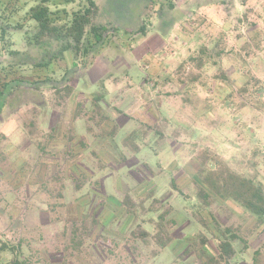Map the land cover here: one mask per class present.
<instances>
[{
	"label": "rangeland",
	"instance_id": "374dc122",
	"mask_svg": "<svg viewBox=\"0 0 264 264\" xmlns=\"http://www.w3.org/2000/svg\"><path fill=\"white\" fill-rule=\"evenodd\" d=\"M39 2H0V77L18 82L0 102V244L18 247L0 264H264V217L199 184L264 189V0L46 2L106 25L88 55L37 43Z\"/></svg>",
	"mask_w": 264,
	"mask_h": 264
},
{
	"label": "trees",
	"instance_id": "16d2710c",
	"mask_svg": "<svg viewBox=\"0 0 264 264\" xmlns=\"http://www.w3.org/2000/svg\"><path fill=\"white\" fill-rule=\"evenodd\" d=\"M39 3H36L34 6L30 7L27 11V15L30 19H33L36 23L37 28V43L43 42V35L49 34L52 38L59 41L60 51H74L77 53H85L88 55L91 51H94L95 48H99V45L103 43L104 32L106 30V25L98 22H92V9L91 7L95 6V2L90 0L91 7H86L83 10L73 11L71 13V20L69 23H57L52 18L53 12L49 9L48 5L45 3L51 0H39ZM1 5L4 9L14 8V4L18 0H0ZM7 11V10H6ZM114 14H116V8L113 9ZM13 13V12H12ZM6 14V13H4ZM119 17H123L124 13L119 12ZM4 18V17H3ZM0 44L3 43V35L7 31L9 25L8 17L5 18V21H0ZM141 28V29H140ZM112 30L115 32L118 29L112 27ZM130 29L125 28L124 31L127 32ZM144 30V27L141 25L138 27L137 31L141 32ZM132 31V30H130ZM40 33V35H38ZM40 36V37H39ZM1 49V48H0ZM14 53V52H12ZM18 54L19 52H15ZM50 63L49 60H44L33 64L37 67H46ZM3 72L0 70V74ZM2 77V78H1ZM0 77V83L2 89L0 91V102L18 85L16 82V77L11 76V69H8L4 72L3 76ZM50 76L45 75L44 81L47 82L51 79ZM65 79V77H64ZM24 83H26L24 81ZM55 87V86H53ZM67 89H71L67 87ZM95 96L94 99L99 100ZM72 166V164L70 165ZM75 170V169H73ZM173 182V181H172ZM200 192L201 197H206L207 193L204 192V187H210L215 193L224 199L233 198L235 201L239 202L243 207H245L258 221H263L264 217V189L262 186L256 184L247 177L237 176L235 174H228L227 178H224V182L220 183L215 181L214 184L208 183L206 177L200 178ZM146 188V187H145ZM86 198L83 197L79 201L80 206L89 203L88 193L85 194ZM127 200L131 201V194L126 193L124 202ZM82 202V203H81ZM78 205V204H77ZM121 209V208H120ZM105 213H111L107 210ZM164 213L162 212L158 215L159 220L164 221ZM16 246H8V244L1 243L0 250L6 251L10 250L11 252L16 253ZM221 252L219 255L222 257L225 255L227 257L231 256L232 246L229 241H222L220 243ZM16 255V254H15ZM11 264H27L26 261L18 259L16 256L12 259Z\"/></svg>",
	"mask_w": 264,
	"mask_h": 264
},
{
	"label": "crops",
	"instance_id": "0c3cea01",
	"mask_svg": "<svg viewBox=\"0 0 264 264\" xmlns=\"http://www.w3.org/2000/svg\"><path fill=\"white\" fill-rule=\"evenodd\" d=\"M190 16V14L188 15V18H190L189 17ZM163 24H164V22H162ZM175 27L177 28V23H175L174 25H173V28H172V32L174 33V29H175ZM177 32V31H176ZM150 35H152V37L153 36H155L156 37V39H158V41H159V43H158V45H159V48H162V47H164V46H166V44H167V40L170 38V35H169V33L167 32V33H159V32H155V31H153V32H151V33H149V36ZM175 39L177 40V42L179 41V37L178 36H175ZM158 69L159 70H162V67H158ZM101 89H102V86H101Z\"/></svg>",
	"mask_w": 264,
	"mask_h": 264
}]
</instances>
